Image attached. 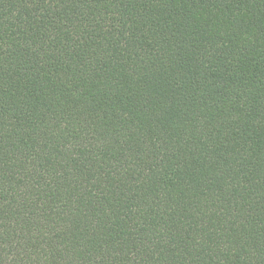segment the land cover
Returning <instances> with one entry per match:
<instances>
[{"label": "trees", "instance_id": "16d2710c", "mask_svg": "<svg viewBox=\"0 0 264 264\" xmlns=\"http://www.w3.org/2000/svg\"><path fill=\"white\" fill-rule=\"evenodd\" d=\"M0 264H264V0H0Z\"/></svg>", "mask_w": 264, "mask_h": 264}]
</instances>
